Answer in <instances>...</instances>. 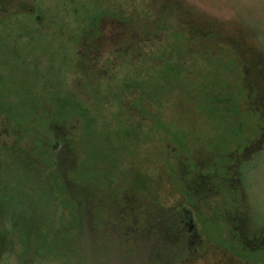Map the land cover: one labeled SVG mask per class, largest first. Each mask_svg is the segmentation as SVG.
I'll return each mask as SVG.
<instances>
[{
  "label": "rangeland",
  "instance_id": "rangeland-1",
  "mask_svg": "<svg viewBox=\"0 0 264 264\" xmlns=\"http://www.w3.org/2000/svg\"><path fill=\"white\" fill-rule=\"evenodd\" d=\"M219 226L264 253V0H0V264H264Z\"/></svg>",
  "mask_w": 264,
  "mask_h": 264
},
{
  "label": "trees",
  "instance_id": "trees-1",
  "mask_svg": "<svg viewBox=\"0 0 264 264\" xmlns=\"http://www.w3.org/2000/svg\"><path fill=\"white\" fill-rule=\"evenodd\" d=\"M182 192L183 194L187 195L188 190L186 188H183ZM224 231L225 230H223L222 226L215 227L214 231L209 230L207 233L209 241L223 247L232 256H235L241 260L252 263L260 262L261 257L264 255V253H261L259 251H248L247 249L242 247L241 244L235 243L229 236L230 234H226Z\"/></svg>",
  "mask_w": 264,
  "mask_h": 264
},
{
  "label": "flooded vegetation",
  "instance_id": "flooded-vegetation-1",
  "mask_svg": "<svg viewBox=\"0 0 264 264\" xmlns=\"http://www.w3.org/2000/svg\"><path fill=\"white\" fill-rule=\"evenodd\" d=\"M259 252H261V250Z\"/></svg>",
  "mask_w": 264,
  "mask_h": 264
}]
</instances>
